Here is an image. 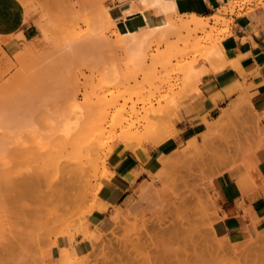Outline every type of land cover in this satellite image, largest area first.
<instances>
[{
	"label": "rangeland",
	"instance_id": "1",
	"mask_svg": "<svg viewBox=\"0 0 264 264\" xmlns=\"http://www.w3.org/2000/svg\"><path fill=\"white\" fill-rule=\"evenodd\" d=\"M16 1L22 25L0 34V264H264L258 244L219 247L213 173L188 162L211 152L199 144H182L184 157L152 174L158 192L150 208L113 207L109 230L90 218L110 206L100 191L114 156L152 146L151 127L167 138L179 133V108L207 51L229 33L231 15L264 0H230L201 16L203 27L181 26L193 16L177 12L166 34L159 29L136 45L119 23L138 0ZM94 132L104 134L85 172L78 162ZM79 241L88 244L78 249Z\"/></svg>",
	"mask_w": 264,
	"mask_h": 264
},
{
	"label": "crops",
	"instance_id": "2",
	"mask_svg": "<svg viewBox=\"0 0 264 264\" xmlns=\"http://www.w3.org/2000/svg\"><path fill=\"white\" fill-rule=\"evenodd\" d=\"M229 1L174 0L178 13L201 16L218 13ZM136 7L140 10L132 12ZM145 8L141 0L128 8L127 12L132 11L119 23L122 30L144 26ZM247 9L231 15L229 33L220 41L222 52L207 59L196 85L187 87L178 111L179 133L158 145L114 156V173L103 180L100 191L103 202L110 206L90 214L94 224L109 230L116 206L135 213L150 208L158 192L152 174L164 168L162 157L172 158L167 172L177 157H184L182 144L190 142L206 153L211 150L203 157H189L188 162L213 173L211 191L217 213L212 234L227 247L237 242L264 247V4ZM23 18V8L16 0H0V34L19 30ZM193 150L197 151H188ZM86 244L79 241L76 247Z\"/></svg>",
	"mask_w": 264,
	"mask_h": 264
},
{
	"label": "bare ground",
	"instance_id": "3",
	"mask_svg": "<svg viewBox=\"0 0 264 264\" xmlns=\"http://www.w3.org/2000/svg\"><path fill=\"white\" fill-rule=\"evenodd\" d=\"M141 2L146 6V8H153L154 9V11L158 14V15H160V17L158 16L157 18H153V17H150L147 13H146V11H145V9H142V11L145 13V16H146V18H147V23L144 25V26H141V27H139V28H137V29H134V30H132V29H127V28H124L120 33L122 34V36H127L128 38H129V40H132V41H134V43L132 42V44L134 45H136L137 43L139 44V42L144 38V37H148V38H150L148 35H150L151 34V36H152V34L154 35L155 33H154V31H159V29H161V31H165L167 28H168V26L172 23L171 22V19H170V17L173 15V14H177L178 15V13H177V11H176V9H175V2H174V0H141ZM108 10V9H107ZM136 10H140L138 7H136V8H134L133 9V11L132 10H130L129 9V11L128 12H130V11H132V12H134V11H136ZM105 11H106V9H105ZM152 11V10H151ZM106 13V12H105ZM105 13H103V14H105ZM154 13V12H153ZM185 14H188V13H185ZM107 15H108V17H109V19L110 20H114L113 19V17H112V13L110 12V11H107ZM166 15V18L164 17ZM176 15V16H177ZM190 15H192L193 16V20L192 21H186V22H184V24H182L181 22H180V24H181V26H185V25H195V26H197V27H203V26H205V23H204V21L201 19L202 17H201V15H199V14H196V13H191ZM179 16H181L180 14H179ZM183 16V15H182ZM104 17H106L105 15H104ZM185 18V17H184ZM186 19V18H185ZM181 20V19H180ZM183 20V19H182ZM112 22H114V21H112ZM176 22V21H175ZM174 22V23H175ZM178 26H179V24H178ZM183 26V27H184ZM180 27V26H179ZM183 27H180V28H183ZM178 28V27H177ZM180 28H178L177 29V31H179V29ZM186 28V27H185ZM156 29H158V30H156ZM175 29H176V27H175ZM163 32H160V33H163ZM167 32H169V31H167ZM175 32V31H174ZM164 34H166V31L164 32ZM162 35V34H161ZM168 35V34H167ZM6 36V35H5ZM3 37V36H2ZM162 37H164V35H162ZM123 39H125L124 41H126V37L125 38H123ZM145 39V38H144ZM151 39V38H150ZM149 40V39H148ZM127 41H128V39H127ZM145 41H147L146 39H145ZM129 43H130V41H128ZM128 43V44H129ZM145 43V42H144ZM142 44V43H141ZM126 45V44H125ZM131 45V44H130ZM132 46V45H131ZM135 47H137V46H135ZM222 51H221V48H220V43L217 45V46H213V47H211V48H209V50L207 51V55H206V57L208 58V59H211V57L212 56H214V55H217V54H220ZM192 66H194V65H192ZM189 67V66H188ZM188 72L187 73H189V75L187 76V77H189V78H192L194 75L196 76V74H195V68L193 69V67H191V68H189V70H187ZM195 79H198V78H195ZM101 123V124H100ZM98 122V126H100V125H103L105 122ZM105 125V124H104ZM92 126H89V128H91ZM104 127V126H103ZM89 128H88V130H89ZM94 127H92V129H93ZM84 129V128H83ZM131 129V128H130ZM151 130H150V132H149V134H148V136H156L155 137V139H154V144L155 145H158V144H160L162 141H164V139H166L167 138V135L166 136H158V135H155L153 132H154V129L151 127L150 128ZM91 130V129H90ZM100 130V129H99ZM84 131V130H83ZM81 132V131H80ZM87 132V134H88V131H86ZM90 133V132H89ZM124 133V132H123ZM86 134V135H87ZM94 134H95V132H94ZM104 134V132H98L97 134H95V136L94 135H91L90 134V136H94L91 140H89V138L88 139H86V141H89L90 142V144H88L89 146L86 148V150H87V153H85L84 152V150H83V152H84V156H83V158L81 157L80 158V161L78 162V166H79V168L82 170V171H85V172H89L90 171V167L94 164V161H95V155H96V142H97V138L98 137H100V136H102ZM131 134V133H130ZM130 134H128V136H127V138H126V142H127V145L129 146V147H131V148H136L135 147V145H136V143L134 144L133 143V141L131 140L132 139V134L130 135ZM138 136V135H137ZM131 137V138H130ZM130 138V139H129ZM142 139H143V137H141ZM150 139V138H149ZM146 140V139H145ZM140 141V140H139ZM140 142H142V141H140ZM98 144V143H97ZM107 146V145H106ZM87 155V156H86ZM174 160V159H173ZM162 161H163V164H164V168L162 169V170H166L167 168H169L168 166L169 165H171V164H173L172 162V158L171 157H167V158H163L162 157ZM70 164V163H69ZM69 167V166H68ZM71 172V171H70ZM64 173H66V172H64ZM76 175V174H75ZM74 175V176H75ZM76 179H77V177H76ZM75 179V180H76ZM78 181V180H77ZM69 186V185H68ZM38 187V186H37ZM36 187V188H37ZM51 187H54V185L53 186H51ZM50 187V188H51ZM79 187V186H78ZM77 187V188H78ZM69 188V187H68ZM64 192H66V190H64ZM158 211V210H157ZM153 212H155V211H153ZM159 212V211H158ZM48 213H50V212H48ZM156 213V212H155ZM121 215H122V213H121ZM158 215V214H157ZM123 216V215H122ZM160 219V218H159ZM119 223V222H118ZM122 225V224H121ZM149 226V225H148ZM66 230V229H65ZM173 231V230H172ZM171 231V232H172ZM179 231V230H178ZM174 232V231H173ZM132 233V232H131ZM130 233V234H131ZM137 233H139V232H137ZM136 233V234H137ZM145 234V233H144ZM150 234V233H149ZM148 234V235H149ZM132 235H134V232H133V234ZM143 235V234H142ZM141 235V236H142ZM137 236H139V235H137ZM153 236V235H152ZM140 237V236H139ZM134 238V237H133ZM133 238H131V240L133 239ZM138 238V237H137ZM94 240V239H93ZM135 240V239H134ZM222 240V239H221ZM220 240V242H219V247L220 248H222V249H228V247H227V245H226V243H224V241L222 240L221 241ZM127 241V240H126ZM133 241V240H132ZM103 246V245H102ZM136 246V245H135ZM104 248H105V246H104ZM100 249V248H99ZM102 249V248H101ZM109 250V249H108ZM107 250V251H108ZM234 250H236V249H234ZM105 251V250H104ZM103 251V252H104ZM63 254H64V256L65 255H67V252H66V250L64 249L63 250ZM129 255V254H128ZM131 255V254H130ZM68 258V257H67ZM89 258V257H88ZM86 259V258H85ZM87 261V260H86ZM153 262V263H152ZM151 262V264H154V261H152ZM70 264V263H69ZM140 264V263H139Z\"/></svg>",
	"mask_w": 264,
	"mask_h": 264
}]
</instances>
